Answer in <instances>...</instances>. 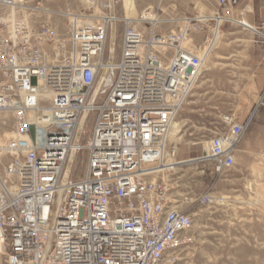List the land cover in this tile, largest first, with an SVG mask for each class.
I'll list each match as a JSON object with an SVG mask.
<instances>
[{"label": "built area", "instance_id": "2783aa9c", "mask_svg": "<svg viewBox=\"0 0 264 264\" xmlns=\"http://www.w3.org/2000/svg\"><path fill=\"white\" fill-rule=\"evenodd\" d=\"M88 4V17L67 13L60 37L51 23L33 19L43 10L39 1L0 0V114L15 119L13 131L1 132L0 123L6 264H164L193 226L173 191L170 173L179 163L169 158L177 150L168 152V132L240 0L181 19L175 33L156 31L147 8L140 19L152 23L147 35L118 14L123 0ZM261 11L254 31L264 37V0ZM119 25L117 58L111 33ZM194 33L206 34L203 45ZM224 120L228 130L200 158L218 172L234 166L251 123ZM83 151L85 172L75 179L71 163Z\"/></svg>", "mask_w": 264, "mask_h": 264}, {"label": "rangeland", "instance_id": "374dc122", "mask_svg": "<svg viewBox=\"0 0 264 264\" xmlns=\"http://www.w3.org/2000/svg\"><path fill=\"white\" fill-rule=\"evenodd\" d=\"M38 1L43 10L33 19L51 23L58 36H66L70 0ZM261 4L262 0H240V13L234 21L222 24L226 35L220 42L217 39V49L210 53L199 84L168 132V152L175 148V161L185 162L170 173L173 191L181 208L192 214L193 226L165 255L164 264H264V37L253 30L261 25ZM219 8V0H155L148 17L155 19L156 31L175 33L181 19L215 14ZM147 12L136 7L126 10L146 35L152 23L140 19ZM90 20L94 21L81 22ZM122 31L119 25L111 33L117 58ZM203 34L192 35L196 45L204 44ZM227 115L250 118L251 123L235 152L234 166L218 172L213 162L200 158L208 149L207 142L228 130ZM0 120L1 132L13 131L11 113L0 114ZM246 143L249 146L243 148ZM86 155L83 151L71 163L75 179L85 172ZM203 195H211L214 201L202 203ZM3 253L0 243V264H6Z\"/></svg>", "mask_w": 264, "mask_h": 264}, {"label": "crops", "instance_id": "0c3cea01", "mask_svg": "<svg viewBox=\"0 0 264 264\" xmlns=\"http://www.w3.org/2000/svg\"><path fill=\"white\" fill-rule=\"evenodd\" d=\"M133 1H134V3H133ZM125 3H126L125 4L126 10H128V11L133 10L135 7H136V11H144L147 8L151 7L155 3V0H126ZM87 4H88V0H70L67 3L66 6H67L68 12H70V13H72L74 15H80L82 17H88L92 12H94V9L89 4L87 6ZM120 6H118L117 10H119V14L121 16H125L126 15V11L123 10L122 5H120ZM217 11H218V9H217ZM243 11H245V10H243ZM239 13H240V8L238 6L237 9L235 10V14H239ZM211 15H213V14H211ZM203 35H204L203 38L205 40L206 34H203ZM224 35H226L225 29L220 31L219 42H220V40H222ZM204 40H203V43H204ZM214 49H217V46L213 47L212 52L214 51ZM234 117L238 121L245 120V118H242V117H237V116H234ZM256 125L258 126V123ZM243 139H242V141H243ZM248 146H249V144L246 143L242 147L245 148V147H248Z\"/></svg>", "mask_w": 264, "mask_h": 264}, {"label": "bare ground", "instance_id": "6f19581e", "mask_svg": "<svg viewBox=\"0 0 264 264\" xmlns=\"http://www.w3.org/2000/svg\"><path fill=\"white\" fill-rule=\"evenodd\" d=\"M148 16H152V14L150 13V14H148ZM219 22H220V19H219ZM243 24L246 25V23H243ZM254 29H255V28H254ZM254 29H253V30H254ZM219 36H220V34H219L218 36L215 37V39H214V41H213V44H212V47L217 46L216 41H217V39H219ZM212 47H211V48H212ZM209 56H210V54H209ZM209 56L207 57V59H209ZM174 122H175V121H174ZM174 122L171 123V126H172V124H173ZM171 126H170V128H171ZM175 128H177V127H175ZM169 130H170V129H169ZM207 144H208L207 146H209V142H207ZM171 160H172V161H175V158H174V157H171ZM176 163L182 164V163H185V162H177V161H176ZM0 243L2 244L1 241H0ZM2 247H3V244H2ZM3 249H4V247H3Z\"/></svg>", "mask_w": 264, "mask_h": 264}]
</instances>
